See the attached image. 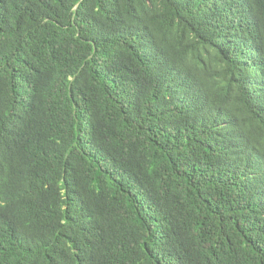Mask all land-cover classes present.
<instances>
[{
    "label": "trees",
    "instance_id": "16d2710c",
    "mask_svg": "<svg viewBox=\"0 0 264 264\" xmlns=\"http://www.w3.org/2000/svg\"><path fill=\"white\" fill-rule=\"evenodd\" d=\"M0 264H264V0H0Z\"/></svg>",
    "mask_w": 264,
    "mask_h": 264
}]
</instances>
